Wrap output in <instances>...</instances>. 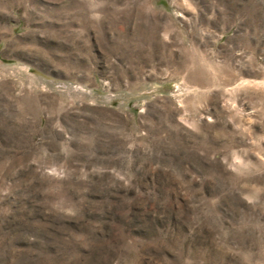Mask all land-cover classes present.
<instances>
[{"label":"rangeland","instance_id":"1","mask_svg":"<svg viewBox=\"0 0 264 264\" xmlns=\"http://www.w3.org/2000/svg\"><path fill=\"white\" fill-rule=\"evenodd\" d=\"M0 264H264V0H0Z\"/></svg>","mask_w":264,"mask_h":264}]
</instances>
